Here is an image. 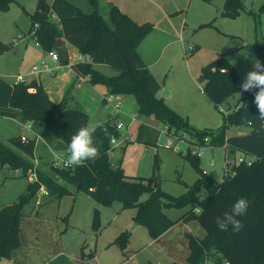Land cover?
<instances>
[{"label":"trees","instance_id":"16d2710c","mask_svg":"<svg viewBox=\"0 0 264 264\" xmlns=\"http://www.w3.org/2000/svg\"><path fill=\"white\" fill-rule=\"evenodd\" d=\"M18 1L0 0V11L8 12L11 5ZM90 2L93 11L85 13L70 0H38L37 10L31 16V32L38 25L35 37L40 46L47 52H57L62 63L68 64L66 43H69L89 59L88 62L73 65L79 75L89 77L92 85L104 86L109 95L133 96L141 119L137 142L157 146L160 132L142 122V119L152 118L169 131L189 133L201 145L225 147V178L216 182L199 168L194 159L198 179L187 186L185 194L173 197L161 189L155 176L133 179L125 174L124 169L116 167L110 157L111 141L98 129L94 142L99 148V156L95 161L69 169L51 167L49 172L37 169L38 181L31 183L28 193L21 196L19 202L0 210V261L11 259L13 253L23 246L20 237L23 207L41 187H45L50 200L61 201L66 195L85 190L103 206L118 201L124 208H136L135 221L148 228L152 240L159 239L178 222L168 218L164 209L191 204L193 208L179 221L196 220L206 234L200 238L187 233V264H206L211 257L214 264H264V121L258 119L259 111L254 103V91L258 90L243 92L244 97L236 110L225 115L224 125L218 132L196 130L159 95L162 86L139 52L141 43L153 31L154 25L137 24L115 5L111 6L105 19L99 12L97 0ZM243 12L253 15L259 24L264 5L254 12L247 9L244 0H225L223 17L236 19ZM54 16L57 20L53 19ZM253 48L264 63V44H255ZM6 50H9L8 46L0 45V56ZM97 64L108 65L118 74L107 76L94 68ZM202 78V91L216 105L241 91L237 71L224 57L207 65ZM9 105L20 111L22 124H31L33 135L27 142H22L21 136L9 143L0 140V169L8 166L21 170L25 176L35 167L29 157L34 156L37 138L44 140L55 151L67 154L71 136L90 122L88 113L55 104L36 80L16 83ZM249 120L252 124L248 123ZM117 121L118 117L111 115L102 122L112 137L120 135ZM243 124L250 127V133L228 136L229 126ZM236 152L252 157L254 161L251 165L231 163ZM202 191L206 192L203 200L199 198ZM146 193H149L148 199L141 201ZM240 197L246 198L249 204L247 213L237 217L242 221L243 229L233 233L230 226L228 231H220L215 224L216 217L230 211L234 201ZM128 240L129 234L122 233L116 242L124 247Z\"/></svg>","mask_w":264,"mask_h":264},{"label":"rangeland","instance_id":"374dc122","mask_svg":"<svg viewBox=\"0 0 264 264\" xmlns=\"http://www.w3.org/2000/svg\"><path fill=\"white\" fill-rule=\"evenodd\" d=\"M244 1L247 9L254 12L264 5V0ZM224 3L225 0H213L210 4L191 0L184 12L186 29L183 40L166 47L167 38L150 33L142 44L144 52L149 49L147 53L152 62L159 59L149 70L168 87L170 95L164 98L166 103L199 131L210 129L218 132L224 125L225 115L236 110L244 97V93L238 91L219 105L213 103L202 91L204 68L224 57L235 67L242 83L246 73L252 69L251 61L245 59L246 53L260 59L259 54L250 49L255 44H264V14L259 24L248 12H243L236 19L223 17ZM37 7L38 0H19L11 5L8 12L0 11V45L9 47L0 56V101H5L6 84L14 86L17 74L26 73L31 67L28 58L23 60L22 55L37 49L35 37L25 42V37L31 32V16ZM53 19L57 20L55 16ZM94 68L107 76L118 74L105 64L94 65ZM98 87L103 91L106 89L102 85ZM120 101V119L128 124L132 115L137 114L136 100L133 96H120ZM93 122H97L95 118L90 121ZM142 122L160 132L156 147L137 142L140 122H135L128 129L121 130L118 144L110 151L112 163L124 169L128 177L149 179L155 176L164 192L180 197L199 177L194 164L196 159L199 168L216 182L224 180L225 147L201 145L189 133L169 131L152 118L142 119ZM11 124L0 118V133L4 128L12 130ZM20 128L23 134L30 135L23 126ZM248 133L250 127L245 124L231 125L227 129L229 137ZM129 135L132 142L124 147L123 140ZM12 136L11 133L10 137H1V141L9 143ZM168 140L176 141L180 150L166 147ZM50 147L42 139L37 140L34 156L29 159L39 170L49 172L53 165L54 156L58 153ZM244 156L236 152L230 161L239 164V158ZM30 185L28 177L22 173H16L8 166L1 168L0 210L19 202L20 197L28 193ZM148 197L149 193L144 194L141 201ZM205 197L206 192L202 191L199 198L203 200ZM37 198L38 193L23 207L24 217L20 225L23 246L13 253L11 259H3L2 264H48L60 252L67 255L68 264H186L189 254L187 233L199 237L206 234L196 220L179 221L193 208L191 204L164 209L168 218L178 222L155 243L144 224L135 227L137 209L124 208L121 202L103 206L85 190L66 195L61 201L45 198L41 206L36 205ZM122 233L129 234L124 247L116 242ZM90 254L94 257L90 258ZM213 260L209 258L206 264H214ZM59 261H52V264Z\"/></svg>","mask_w":264,"mask_h":264},{"label":"crops","instance_id":"0c3cea01","mask_svg":"<svg viewBox=\"0 0 264 264\" xmlns=\"http://www.w3.org/2000/svg\"><path fill=\"white\" fill-rule=\"evenodd\" d=\"M70 1L75 3L86 13H91L93 11V6L90 0ZM97 3L99 6V12L105 19H107L109 16L111 6L115 5L122 13L128 15L137 24H153L154 29L151 34H156L159 37L167 38L165 46L168 47L169 45L183 40L182 35L186 29L185 13L186 8L191 3V0H97ZM148 36L141 43L139 52L147 67L150 68V66L156 65L159 59L155 61L153 60L154 62H152V58H149L150 55L147 53L149 49L147 52L143 51L142 44L146 42ZM28 41L29 39H25V42ZM35 46L37 49L31 53H24V55H22L23 60L28 58V61L31 65L30 69L26 73L17 74V76L29 74L30 70L34 66L40 65L42 61L48 62L50 68L52 69L57 68L61 64L60 68L56 69L55 74H51L48 71H42L35 76L28 77V81H38L44 87L50 99L55 104H62L64 107H66V109H78L88 113L90 116V121L95 118L97 122L102 123L110 118L112 113L106 106L105 102V98L108 95L107 90L105 89L103 91L98 87V85H92L89 81V77L81 76L73 69V65L79 62V57L82 55L74 46L66 43V47L68 48L69 52L68 64H63L61 59V63L57 64L52 60V58L49 57L48 52L45 51L41 46L37 45L36 42ZM147 55L149 56L147 57ZM15 84L16 83L14 82V85ZM160 84L162 88L159 92V95L161 96V92L163 91L165 84ZM6 86L7 92L4 94L5 101H0V118L11 122L12 130L8 131L6 128L2 129V132L0 133V140L1 137H10L11 133L13 135L11 139L24 135L23 130L20 128V126H22L20 122V111L18 109L11 108L9 105L10 96L14 86L8 84H6ZM164 100L166 102V99ZM97 101L98 103H96ZM86 103L89 104L87 105ZM16 128H18V130H15ZM42 141L47 144L44 140ZM52 151L60 155H66L65 152H58L54 149ZM168 232H166L159 239L154 240V242L156 243ZM204 237V235L200 236V238ZM156 253H154L155 256ZM88 256L92 258L94 257V254H90ZM82 259H84L83 256ZM59 260L62 261L60 262ZM52 261H59L58 264H68L70 262L67 255L61 252ZM52 261H50L48 264H52ZM158 264H160V262Z\"/></svg>","mask_w":264,"mask_h":264},{"label":"clouds","instance_id":"9594fccd","mask_svg":"<svg viewBox=\"0 0 264 264\" xmlns=\"http://www.w3.org/2000/svg\"><path fill=\"white\" fill-rule=\"evenodd\" d=\"M245 59L250 60L252 69L248 71L240 85L242 92H253L254 90V103L258 108V119L264 121V63H261L255 55L246 53ZM235 64V61H232ZM252 124V121H248ZM104 133L110 141H114L104 124L93 122L82 126L74 133L67 146V157L64 161L65 167H83L87 161H95L99 156V148L94 142V136L97 130ZM249 204L246 198L240 197L231 206L230 211L222 213L217 216L215 224L220 231H228L231 226L233 233H239L244 225L237 217L243 216L247 213Z\"/></svg>","mask_w":264,"mask_h":264},{"label":"built area","instance_id":"2783aa9c","mask_svg":"<svg viewBox=\"0 0 264 264\" xmlns=\"http://www.w3.org/2000/svg\"><path fill=\"white\" fill-rule=\"evenodd\" d=\"M37 26H35V27L37 28ZM36 28L32 32H30V34L27 37H25V39H30V38L35 37ZM19 38H21V36H19ZM35 40H36L37 45L40 46V43L37 41L36 37H35ZM48 55L57 64L61 63L60 62V57L57 54V52L50 51V52H48ZM88 61H89L88 57H86L84 55H81L79 57V62H88ZM60 65L57 68H60ZM57 68H53L52 69V68H50L48 62L42 61L40 65L34 66L30 70L29 74H27V75H18L16 83H27V82H29L28 81V77L35 76V75L41 73L42 71H48L51 74H55ZM105 102H106V106L110 109L112 115L118 117V121H117L116 127H117V130L119 132H121V130H123L124 128L128 129L135 122H140L141 123V119L138 116V114L132 115L131 120H130V122L128 124H125L120 119V116L122 114V102L120 101V96L109 95L108 94L106 96V98H105ZM22 126L25 129H27V131H29V133H30V135H25L24 134V135L21 136L22 142H27L28 139L30 138V136L33 135L32 126H31V124H22ZM119 136H114V138H115L114 141H111L112 150H113V146H116L118 144V137ZM38 139H40V138H37V140ZM131 139H132V136L129 135L123 140V143L125 145H127L128 143L132 142V141H130ZM175 139L176 140H181V139H178V138H175ZM166 147H168L170 149H174L175 151H179L180 150V148L177 145L176 141H173V140H168L167 143H166ZM66 157H67V154L66 155L55 154L52 167L63 168V169L73 168L74 166H70V167H65L64 166V161L66 160ZM253 161H254V158H252V157L248 158V156H244V157H240L239 158V162L240 163H246L248 165H251ZM37 169L38 168L35 166L33 170L29 171L27 177H28L30 183H34V182L38 181V176H37V172H36ZM15 171H16V173H22L21 170H15ZM45 198H49V192L46 190L45 187H41V189L38 192V198L36 200V205L41 206L43 204V199H45ZM0 264H2V260L0 261ZM226 264H230V263H226Z\"/></svg>","mask_w":264,"mask_h":264},{"label":"water","instance_id":"95a60500","mask_svg":"<svg viewBox=\"0 0 264 264\" xmlns=\"http://www.w3.org/2000/svg\"><path fill=\"white\" fill-rule=\"evenodd\" d=\"M10 15H11V14H10ZM11 16H12V15H11ZM250 51L255 53V52H256V49H255V48H251ZM163 90H164L163 93H162V97H163V98H165V97H167V96L170 95L167 86H165ZM80 187H81V185L78 187V191H80ZM137 226H138V224L135 225V227H137Z\"/></svg>","mask_w":264,"mask_h":264}]
</instances>
